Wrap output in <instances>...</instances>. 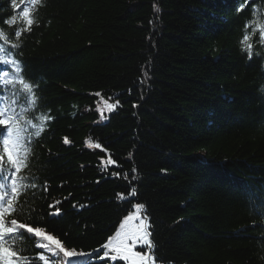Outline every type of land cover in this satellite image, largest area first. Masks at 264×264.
Wrapping results in <instances>:
<instances>
[{"label": "trees", "instance_id": "16d2710c", "mask_svg": "<svg viewBox=\"0 0 264 264\" xmlns=\"http://www.w3.org/2000/svg\"><path fill=\"white\" fill-rule=\"evenodd\" d=\"M261 30L264 0H0L3 60L22 61L38 85L35 104L19 84L2 89L29 149L19 195L11 179L0 190L5 206L14 200L9 226L19 219L92 251L94 264H124L99 255L140 203L156 264H264ZM248 45L260 55L249 60ZM13 68L0 62V79Z\"/></svg>", "mask_w": 264, "mask_h": 264}, {"label": "snow or ice", "instance_id": "6c2138e0", "mask_svg": "<svg viewBox=\"0 0 264 264\" xmlns=\"http://www.w3.org/2000/svg\"><path fill=\"white\" fill-rule=\"evenodd\" d=\"M14 9L17 8V0H11ZM25 0H21L24 3ZM31 3H39V0H28ZM250 2V0H249ZM20 16L25 22V31H30L31 26L34 21L32 14L28 7H24L20 12ZM6 23L14 24L15 20L6 21ZM252 25L246 22L245 29H249ZM21 32L17 31L15 35L17 37L21 36ZM260 35L264 38V30L260 31ZM3 34L0 33V37ZM249 37L246 35L244 40L247 41ZM22 45H13V48H19ZM252 45H248V59L251 60L254 55L259 56V53H254L251 51ZM243 50V49H242ZM4 49L0 48V62L5 66L14 65L12 69L11 79H0V104L3 103L5 97L3 95V88H7L12 84H19L22 86L21 94L24 98L32 104L37 102V97L35 92L38 90V85H34L25 76L23 71V62L19 60H3ZM3 76H8L9 73H2ZM260 91L264 93V87H261ZM15 90L13 91V96H15ZM99 95V93H97ZM17 100L13 99L12 104H16ZM119 104H109V110L115 109ZM44 119L52 120L53 117L50 115L45 116ZM16 114H7L6 107H0V135L4 134V126H7V137L2 141L3 144V154L0 155V190H6L8 187V181L11 179L12 188L11 191L14 196H18L17 190V173L21 172L22 168L27 166V154L29 149L24 147L26 137L23 135L24 130L21 129L16 123ZM43 127H40L34 135L39 137L43 131ZM64 142L69 143L68 139L65 138ZM91 146V145H90ZM99 147V145H95ZM23 150V151H22ZM7 158L8 165L10 168H5L4 158ZM103 164L104 161H101ZM108 164H116L115 160L109 157ZM14 168V171L12 170ZM135 172V168L133 169ZM118 175V173H114ZM125 178H127V173H125ZM20 180H27L28 177L20 176ZM135 179V177H133ZM130 196L136 195L135 188L132 189ZM123 199H127L124 194H118ZM5 197L0 195V264H20L21 261L24 264H53L57 259H62V264H94L95 257L93 252H85L84 250H76L75 248L69 249L65 247L64 243L56 236L47 232L46 229L41 227H33L31 223L21 222L19 219H11L9 226V221L6 220V216H11L14 212V200L11 198L7 199V205H4ZM59 201H57V204ZM51 207V206H50ZM134 208L137 210L136 214L126 215L121 221L119 228L114 236L109 237L106 243L102 246L104 249L102 255H99L100 260H109L110 262L123 261L124 264H156L157 258L153 254L154 244L152 243L150 237V232L147 231L149 225L146 223L147 218L141 217L139 215V210L145 208V205L136 203ZM60 213V208L57 207L55 213L51 215H57ZM139 220V224L133 228H127V222ZM25 232L28 234L25 236ZM9 235L20 236L21 239L14 241L12 245H6L4 241L9 237ZM37 238L44 241V243L29 246L28 239ZM131 241V243H129ZM31 248H39L41 251L38 252L36 256H21V252L29 251ZM137 248L147 249L146 251H138ZM17 249V250H14ZM97 254L100 253V249L95 250ZM48 253V255L45 254Z\"/></svg>", "mask_w": 264, "mask_h": 264}, {"label": "rangeland", "instance_id": "374dc122", "mask_svg": "<svg viewBox=\"0 0 264 264\" xmlns=\"http://www.w3.org/2000/svg\"><path fill=\"white\" fill-rule=\"evenodd\" d=\"M135 215V214H134ZM127 224H129L130 225V223H127ZM131 224H133V226H136V225H138L139 224V220L137 219V220H135V222L134 223H132V221H131ZM128 225V226H129ZM131 241H129V243H130ZM62 257L60 258V259H57V260H55L56 261V263H58V264H62Z\"/></svg>", "mask_w": 264, "mask_h": 264}]
</instances>
